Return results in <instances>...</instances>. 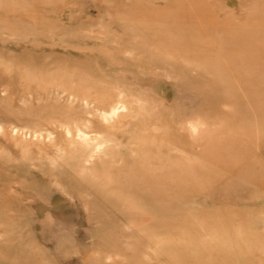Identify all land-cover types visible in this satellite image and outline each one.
<instances>
[{
  "label": "rangeland",
  "instance_id": "obj_1",
  "mask_svg": "<svg viewBox=\"0 0 264 264\" xmlns=\"http://www.w3.org/2000/svg\"><path fill=\"white\" fill-rule=\"evenodd\" d=\"M0 264H264V0H0Z\"/></svg>",
  "mask_w": 264,
  "mask_h": 264
},
{
  "label": "bare ground",
  "instance_id": "obj_2",
  "mask_svg": "<svg viewBox=\"0 0 264 264\" xmlns=\"http://www.w3.org/2000/svg\"><path fill=\"white\" fill-rule=\"evenodd\" d=\"M154 213H156V212H154ZM106 241V240H105Z\"/></svg>",
  "mask_w": 264,
  "mask_h": 264
}]
</instances>
